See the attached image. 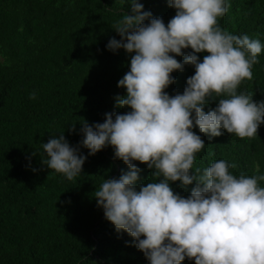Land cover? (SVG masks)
Returning <instances> with one entry per match:
<instances>
[{
	"label": "clouds",
	"instance_id": "obj_1",
	"mask_svg": "<svg viewBox=\"0 0 264 264\" xmlns=\"http://www.w3.org/2000/svg\"><path fill=\"white\" fill-rule=\"evenodd\" d=\"M127 3L132 14H122L112 28L120 40L113 37L106 47L134 53L130 70L117 84L126 94L116 98V107L131 111L105 113L103 123L83 119V139L75 147L63 132L53 135L42 143V164L72 181L87 159L81 147L95 155L112 146L129 171L104 179L93 197L116 230L134 239L149 264H182L186 258L195 264H264V174L237 176L230 171L237 165L224 159L203 171L194 167L206 144L193 131L198 128L209 139L221 136V129L240 139L258 136L264 101L238 88L253 80L264 44L220 26L231 6L228 0H168L175 15L167 25L138 0ZM185 49L191 51L185 55ZM200 53H207L202 61ZM180 56L183 62L176 59ZM185 65L194 66V75L182 94L170 96L165 90L175 82L171 74ZM210 100L218 104L206 113ZM134 162L147 165L154 178L139 189L141 169ZM176 181L184 187L195 181L187 198L170 186Z\"/></svg>",
	"mask_w": 264,
	"mask_h": 264
},
{
	"label": "trees",
	"instance_id": "obj_2",
	"mask_svg": "<svg viewBox=\"0 0 264 264\" xmlns=\"http://www.w3.org/2000/svg\"><path fill=\"white\" fill-rule=\"evenodd\" d=\"M17 1L0 0V21L11 15ZM138 2L143 4L144 11L162 18L166 25L175 15L168 0ZM228 3L231 6L219 20L220 26L264 44V0H228ZM76 10V38L87 28L98 31L93 38V69L82 83L76 80L83 69L87 48L71 45L56 16L55 27L61 36L58 47L63 64L69 66L67 73L55 66L51 57L54 49L30 58L19 43L12 48L18 63L12 68H0V264H149L134 239L126 231L116 230L93 197L104 179L119 178L122 172L129 171L122 160L115 158L112 146L95 155H88V149L81 147L80 152L87 159L81 175L72 181L42 164V158L46 159L42 143L53 135L58 137L63 132L75 147L83 139L80 134L83 119L89 124L103 123L105 113L131 111L116 107V98L126 94V89L117 84L130 70L134 53L123 49L112 52L106 47L111 38L120 40L112 28L122 14H132L131 5L127 0H76ZM42 38L50 43L44 35ZM190 51L185 49V55ZM206 54L197 55L202 61ZM176 59L183 62L184 57ZM258 60L252 69L253 80L243 81L238 88V92L253 94L256 102L264 101V50ZM194 72L192 65L174 71L171 75L175 82L165 91L170 96L182 94L187 78ZM32 92L36 93L35 99L29 98ZM217 104L218 100H210L204 111L207 113ZM72 125L75 132L69 131ZM193 131L206 144L196 154L194 167L203 171L211 162L224 159L237 165L230 169L237 176L264 174V124L254 139H240L224 129L221 136L211 139L199 133L198 128ZM134 163L141 169L139 189L154 178L147 165ZM170 186L187 198L195 181L187 187L180 181ZM182 264L195 261L186 258Z\"/></svg>",
	"mask_w": 264,
	"mask_h": 264
},
{
	"label": "rangeland",
	"instance_id": "obj_3",
	"mask_svg": "<svg viewBox=\"0 0 264 264\" xmlns=\"http://www.w3.org/2000/svg\"><path fill=\"white\" fill-rule=\"evenodd\" d=\"M76 15V0H18L11 15L0 21V68H12L18 63L12 54V48H16L19 43L30 58L54 49L51 57L56 63L55 66L67 73L69 66L63 64L58 47L61 36L55 27L56 16L69 35L71 45H85L87 48L83 69L76 80L77 83H82L93 69V38L98 35V31L87 28L76 38ZM40 33L50 43L45 42ZM80 48L82 49V46Z\"/></svg>",
	"mask_w": 264,
	"mask_h": 264
}]
</instances>
